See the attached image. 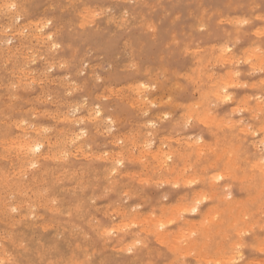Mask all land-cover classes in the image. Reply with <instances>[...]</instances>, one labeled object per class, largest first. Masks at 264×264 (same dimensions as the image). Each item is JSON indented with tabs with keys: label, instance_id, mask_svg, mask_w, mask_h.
I'll use <instances>...</instances> for the list:
<instances>
[{
	"label": "rangeland",
	"instance_id": "rangeland-1",
	"mask_svg": "<svg viewBox=\"0 0 264 264\" xmlns=\"http://www.w3.org/2000/svg\"><path fill=\"white\" fill-rule=\"evenodd\" d=\"M5 1L0 2V7L8 4L0 9V254L7 252L0 257L7 261L0 258V264L264 263V173L259 171L264 168V0ZM3 8L12 10L4 14ZM224 94L229 101L219 99ZM97 108L98 119L90 120L88 111ZM75 117L80 122L70 124ZM29 136L45 145L34 157L36 165L26 164L18 152ZM225 198L244 206L245 223L232 228L226 213L218 215L226 209ZM192 240L197 247L211 243L205 258L185 247ZM12 248L34 260L16 258Z\"/></svg>",
	"mask_w": 264,
	"mask_h": 264
},
{
	"label": "bare ground",
	"instance_id": "bare-ground-1",
	"mask_svg": "<svg viewBox=\"0 0 264 264\" xmlns=\"http://www.w3.org/2000/svg\"><path fill=\"white\" fill-rule=\"evenodd\" d=\"M4 1V0H3ZM7 1V0H6ZM5 1V2H6ZM11 1H13V0H11ZM16 1V0H15ZM68 1H70V0H68ZM75 1V0H74ZM0 2L2 3V0H0ZM9 2H10V0H9ZM67 2V1H66ZM117 2V1H116ZM122 2V1H121ZM130 2V1H129ZM13 4H14V2H12ZM17 2H15V4H16ZM130 4H131V2H130ZM2 5V4H1ZM6 5H8L7 3H4V5L3 6H6ZM3 6H1V7H3ZM15 6V5H14ZM69 6V5H68ZM74 6V5H73ZM1 7H0V9H1ZM9 7V6H8ZM13 7V6H12ZM18 6H17V4H16V6H15V8H16V10L18 9L17 8ZM22 7V6H21ZM90 7H92V6H90ZM94 7V6H93ZM253 7V6H252ZM5 8H7V7H5ZM5 8H3L4 10H5V12H4V14L9 10V14H10V11L12 10H10L9 8H8V10H6ZM67 8V7H66ZM14 9V8H13ZM83 9H85V8H83ZM92 9V8H91ZM113 9V8H112ZM250 9V8H249ZM64 11V10H63ZM71 11V10H70ZM0 12H2V11H0ZM86 12V11H85ZM84 12V13H85ZM91 12H92V10H91ZM94 12V11H93ZM92 12V13H93ZM17 13V12H16ZM21 13V12H20ZM20 13H18V15L20 14ZM78 13V12H77ZM110 13V12H109ZM112 13V12H111ZM123 13V12H122ZM125 13V12H124ZM3 14V15H4ZM8 14V15H9ZM12 14V13H11ZM105 14V13H104ZM130 14V13H129ZM7 15V16H8ZM13 15H14V12H13ZM84 15V14H83ZM83 15H81V16H83ZM112 15V14H111ZM6 16V15H5ZM80 16V17H81ZM90 16V15H89ZM89 16H87V18L86 19H88V17ZM119 16V15H118ZM117 16V17H118ZM176 16V15H175ZM10 17H12L11 15H10ZM19 18H20V16H18ZM110 17V16H109ZM109 17H107V18H109ZM112 17V16H111ZM121 17V16H120ZM13 18V17H12ZM16 18H17V16H16ZM85 18V17H84ZM90 18H92V17H90ZM21 19V18H20ZM41 19V18H40ZM176 19V18H175ZM226 19V18H225ZM258 19V18H257ZM263 19L264 18H262V21H263ZM10 20V19H9ZM14 19H12V21H13ZM50 20V19H49ZM122 20H124V19H122ZM15 21H16V19H15ZM51 21V20H50ZM240 21V20H239ZM17 22V21H16ZM28 22H30V21H28ZM38 22V21H37ZM45 22H47V21H45ZM127 22V21H126ZM246 22V21H245ZM33 23H36V22H33ZM48 23V22H47ZM87 23V22H86ZM88 23H91V22H88ZM201 23V22H200ZM222 23V22H221ZM247 23V22H246ZM85 24V23H84ZM206 24V23H205ZM248 24V23H247ZM3 25V24H2ZM40 25H42V23L40 24ZM202 25V24H201ZM4 26V25H3ZM11 26V25H10ZM42 26H45V25H42ZM127 26V25H126ZM17 27V26H16ZM27 27V26H26ZM25 27V28H26ZM30 27H31V25H30ZM35 27V26H34ZM10 28V27H9ZM20 28H22V27H20ZM198 28V27H197ZM205 28V27H204ZM2 29V28H1ZM30 29H32V28H30ZM36 29H40L38 26L36 27ZM121 29V28H120ZM200 29V28H199ZM6 30V29H5ZM11 30V29H10ZM22 30H23V28H22ZM22 30H20V32L22 31ZM26 30H29V29H27L26 28ZM33 30V29H32ZM32 30H30V33L32 32ZM44 30V29H43ZM11 31H13V30H11ZM19 31V30H18ZM35 31V30H34ZM32 32V33H34L35 34V32ZM200 31V30H199ZM4 32V31H3ZM7 32V31H6ZM10 32V31H9ZM23 32V31H22ZM21 32V33H22ZM25 32H27V31H25ZM21 33H19V34H21ZM29 33V34H30ZM58 33V32H57ZM7 34V33H6ZM14 34V33H13ZM257 34V33H256ZM3 35V34H2ZM16 35V33L14 34V35H12L13 36V38H14V36ZM18 35V34H17ZM16 35V36H17ZM23 35V34H22ZM25 35V34H24ZM32 35V34H31ZM5 36V35H4ZM15 36V37H16ZM19 36H21V35H19ZM35 36H39V35H33L32 37H34L36 40H37V38L35 37ZM45 36V35H44ZM52 36H53V34H52ZM28 37H29V35H28ZM42 37V36H41ZM51 37V36H50ZM1 38V37H0ZM6 38V37H5ZM12 38V39H13ZM23 38H25V37H23ZM34 38H32V39H34ZM39 38H40V36H39ZM38 38V39H39ZM9 39V38H8ZM16 39V38H15ZM27 39H29V38H27ZM42 39V38H41ZM41 39H40V41H41ZM48 39V36H47V38H46V40ZM255 40V39H254ZM253 40V41H254ZM6 41V40H5ZM10 41V40H9ZM1 42V41H0ZM23 42V41H22ZM36 42V41H35ZM47 42H49V41H47ZM41 43V42H40ZM44 43V42H43ZM50 43H52V42H50ZM251 43V42H250ZM48 44V43H47ZM220 44V43H219ZM235 44V43H234ZM2 45V44H1ZM0 45V48L2 47ZM34 45V44H33ZM45 45V44H44ZM51 45H53V43L52 44H50V46ZM196 45V44H195ZM232 45V44H231ZM230 45V46H231ZM41 46H42V43H41ZM47 46H49V45H47ZM7 47V46H6ZM16 47V46H15ZM39 47V46H38ZM55 47V46H54ZM226 47V46H225ZM3 48V47H2ZM1 48V50H3ZM52 48V47H51ZM217 48V47H216ZM219 48V47H218ZM253 48V47H252ZM255 48V47H254ZM31 49V48H30ZM32 49H34V48H32ZM38 49V48H37ZM46 49V48H45ZM126 49V48H125ZM153 49V48H152ZM211 49V48H210ZM8 50V49H7ZM6 50V51H7ZM11 50V49H10ZM14 51H15V49H13ZM24 50V49H23ZM39 50V49H38ZM20 51V50H19ZM43 51V50H42ZM46 51V50H45ZM187 52H188V50H186ZM223 51V50H222ZM225 51L226 50H224V53H225ZM232 51V50H231ZM244 51H246V50H244ZM1 53H3L4 51H0ZM20 52H22V51H20ZM34 52V51H33ZM36 52V51H35ZM257 52V51H256ZM259 52V51H258ZM6 53H8V52H6ZM16 53V52H15ZM14 53V54H15ZM31 53V52H30ZM87 53V52H86ZM219 53H222L221 55H223L224 53L223 52H219ZM13 54V53H12ZM18 54H20V53H18ZM33 54V53H32ZM36 54V53H35ZM41 54V53H40ZM209 54V53H208ZM227 54V53H226ZM258 54V53H257ZM17 55V54H16ZM21 55V54H20ZM34 55V54H33ZM218 55V54H217ZM216 55V56H217ZM225 55V54H224ZM12 56H14V55H12ZM35 56V55H34ZM40 56V55H39ZM258 56V55H257ZM2 57V56H1ZM4 57H6V56H4ZM20 57V56H19ZM18 56H17V58H19ZM195 57V56H194ZM228 57L230 58L231 56H229L228 55ZM251 57H253V56H251ZM11 58V57H10ZM9 58V60H11ZM13 58V57H12ZM35 58V57H34ZM191 58V57H190ZM197 58V57H196ZM15 59V58H14ZM19 59H21V57L19 58ZM43 59H45V58H43ZM118 59V58H117ZM195 59V58H194ZM225 60H228V58H224ZM262 59H263V56H262ZM4 60V59H3ZM59 60H61V59H59ZM203 60V59H202ZM195 61H196V59H195ZM230 61V60H229ZM238 61V60H237ZM20 62V61H19ZM18 62V63H19ZM30 62V61H29ZM45 62V61H44ZM47 62V61H46ZM208 62H209V59H208ZM225 62V61H224ZM262 62H264V61H262ZM13 63V62H12ZM24 63H26V62H24ZM43 63V62H42ZM51 63V62H50ZM54 63V62H53ZM66 63V62H65ZM65 63H64V65H65ZM132 63V62H131ZM23 64V63H22ZM133 64V63H132ZM229 64H230V62H229ZM243 64V63H242ZM6 65V64H5ZM16 65V64H15ZM28 65H29V63H28ZM47 65H48V62H47ZM56 65V64H55ZM63 65V64H62ZM67 65V64H66ZM131 65V64H130ZM130 65H128V66H130ZM210 65V64H209ZM33 66V65H32ZM59 66V65H58ZM92 66V65H91ZM109 66V65H108ZM135 66V65H134ZM3 67V66H2ZM15 67V66H14ZM26 67V66H25ZM48 67H49V65H48ZM57 67V66H56ZM27 68H28V66H27ZM98 68V67H97ZM128 68V67H127ZM191 68V67H190ZM230 68V67H229ZM11 69V68H10ZM96 69V68H95ZM134 69V68H133ZM210 69V68H209ZM6 70V69H5ZM23 70V69H22ZM80 70V69H79ZM108 70V69H107ZM127 70V69H126ZM207 70V69H206ZM14 71V70H13ZM94 71V70H93ZM208 71V70H207ZM210 71V70H209ZM6 72V71H5ZM37 72V71H36ZM42 72V71H41ZM44 72V71H43ZM192 72V71H191ZM199 72V71H198ZM211 72V71H210ZM215 72V71H214ZM230 72V71H229ZM8 73H12V72H8ZM17 73V72H16ZM31 73H33V71L31 72ZM39 73H40V71H39ZM162 73V72H161ZM202 73H203V70H202ZM225 73V72H224ZM228 73V72H227ZM245 73V72H244ZM7 74V73H6ZM28 74V73H27ZM41 74V73H40ZM43 74H45V73H43ZM160 74V73H159ZM192 74H193V72H192ZM204 74V73H203ZM213 74V73H212ZM47 75V74H46ZM48 75H49V73H48ZM47 75V76H48ZM78 75V74H77ZM160 75H162V74H160ZM231 75V74H230ZM11 76V75H10ZM34 76V75H33ZM47 76H45V78L47 77ZM96 77V76H95ZM104 77V76H103ZM160 77V76H159ZM210 77V76H209ZM230 77V76H229ZM15 78V77H14ZM20 78V77H19ZM162 78V77H161ZM28 79V78H27ZM54 79V78H53ZM56 79V78H55ZM148 79V78H147ZM184 79V78H183ZM186 79V78H185ZM189 79V78H188ZM12 80V79H11ZM11 80H9V81H11ZM29 80V79H28ZM41 80V79H40ZM153 80V79H152ZM157 80V79H156ZM164 80V79H163ZM166 80V79H165ZM219 80V79H218ZM17 81H19V79L17 80ZM32 81V80H31ZM33 81H35V80H33ZM37 81H38V79H37ZM55 81V80H54ZM62 81H64V80H62ZM204 81H205V79H204ZM204 81H201V82H204ZM222 81V80H221ZM12 82V81H11ZM66 82V81H65ZM161 82V81H160ZM227 82V81H226ZM33 83V82H32ZM58 83V82H57ZM64 83V82H63ZM67 83V82H66ZM111 83V82H110ZM141 83V82H140ZM187 83V82H186ZM244 83V82H243ZM262 83H263V81H262ZM1 84V83H0ZM8 84H10V82L8 83ZM52 84V83H51ZM59 84V83H58ZM139 84V83H138ZM204 84H205V82H204ZM230 84H232V82L230 83ZM234 85H235V83H233ZM240 84V83H239ZM264 84V83H263ZM14 85H15V83H14ZM23 85V84H22ZM63 85V84H62ZM66 85V84H65ZM103 85V84H102ZM179 85V84H178ZM199 85V84H198ZM208 85V84H207ZM5 86V85H4ZM10 85H8V87H9ZM12 86H13V84H12ZM19 86V85H18ZM30 86V85H29ZM45 86V85H44ZM47 86H49V85H47ZM56 86V85H55ZM130 86V85H129ZM145 86V85H144ZM176 86V85H175ZM227 86V85H226ZM230 86H232V85H230ZM237 86V85H236ZM23 87V86H22ZM27 87V86H26ZM46 87V86H45ZM57 87V86H56ZM62 87V86H61ZM71 87V86H70ZM82 87V86H81ZM228 87V86H227ZM27 88H29V87H27ZM31 88V87H30ZM52 88V87H51ZM74 88V87H73ZM140 88V87H139ZM151 88L152 87H150V90H151ZM175 88V87H174ZM221 88V87H220ZM234 88V87H233ZM12 89V88H11ZM31 89H33V88H31ZM43 89V88H42ZM49 89V88H48ZM65 89V88H64ZM69 89V88H68ZM105 89H107V88H105ZM111 89V88H110ZM127 89V88H126ZM131 89V88H130ZM136 89H138L137 87H136ZM176 89V88H175ZM207 89H209V88H207ZM216 89V90H215ZM121 90V89H120ZM119 90V91H120ZM125 90V89H124ZM214 90L217 92V87H215L214 88ZM42 91V90H41ZM46 91H47V89H46ZM79 91V90H78ZM117 91V90H116ZM122 91V90H121ZM136 91V90H135ZM145 91V90H144ZM152 91H154V90H152ZM212 91V90H211ZM136 92H138V91H136ZM160 92H161V90H160ZM193 92V91H192ZM202 92V91H201ZM200 92V93H201ZM23 93V92H22ZM45 93V92H44ZM49 93V92H48ZM100 93V92H99ZM122 93V92H121ZM211 93V92H210ZM218 93H219V95H220V92L218 91ZM218 93H215V94H218ZM54 94V93H53ZM58 94V93H57ZM115 94V93H114ZM143 94V93H142ZM214 94V96L216 97V95ZM13 95V94H12ZM70 95V94H69ZM117 95V94H116ZM138 95V94H137ZM140 95V94H139ZM199 95V94H198ZM207 95V94H206ZM71 96V95H70ZM259 96V95H258ZM12 97H14V96H12ZM40 97V96H39ZM138 97V96H137ZM142 97V96H141ZM161 97V96H160ZM198 97V96H197ZM210 97V96H209ZM208 97V98H209ZM219 97V96H218ZM230 97V96H229ZM14 98H16V97H14ZM38 98V97H37ZM95 98V97H94ZM105 98V97H104ZM108 98V97H107ZM139 98V97H138ZM147 98V97H146ZM206 98V97H205ZM214 98V97H213ZM50 99V98H49ZM52 99V98H51ZM61 99V98H60ZM140 99V98H139ZM144 99V98H143ZM159 99V98H158ZM200 99V98H199ZM211 99V98H210ZM219 99H223V101H225L226 102V99L229 101V99H228V95H222V97H219ZM235 99V98H234ZM12 100V99H11ZM38 100V99H37ZM135 100H137L136 98H135ZM166 100V99H165ZM164 100V101H165ZM171 100V99H170ZM51 101V100H50ZM62 101V100H61ZM82 101V100H81ZM141 101V100H140ZM153 101V100H152ZM161 101V100H160ZM169 101V100H168ZM67 102V101H66ZM75 102V101H74ZM136 102V101H135ZM142 102H144V101H142ZM150 102V101H149ZM201 102V101H200ZM218 102V101H217ZM52 103V102H51ZM72 103V102H71ZM79 103V102H78ZM86 103V102H85ZM133 103V102H132ZM140 103V102H139ZM162 103V102H161ZM170 103V102H169ZM195 103V102H194ZM10 104V103H9ZM61 104V103H60ZM59 104V105H60ZM149 104V103H148ZM165 104H166V102H165ZM179 104V103H178ZM188 104V103H187ZM203 104H205V103H203ZM52 105V104H51ZM65 105H66V103H65ZM74 105L75 104H73V106L72 107H74ZM136 105V104H135ZM137 105H138V101H137ZM141 105H142V103H141ZM168 105V104H167ZM181 105V104H180ZM183 105V104H182ZM185 105V104H184ZM216 105V104H215ZM219 105V104H218ZM263 105V104H262ZM8 106V105H7ZM38 106V105H37ZM61 106H62V104H61ZM71 106V105H70ZM178 106V105H177ZM186 106V105H185ZM191 106V105H190ZM198 106V105H197ZM204 106V105H203ZM206 106V105H205ZM69 107V106H68ZM72 107H70L71 109H72ZM92 107V106H91ZM96 107V106H95ZM133 107V106H132ZM193 107V106H192ZM195 107V106H194ZM233 107V106H232ZM262 107V106H261ZM75 108H76V106H75ZM75 108H74V112H76L75 111ZM79 108V107H78ZM90 108V107H89ZM93 108V107H92ZM140 108V107H139ZM205 108V107H204ZM213 108H214V106H213ZM212 108V109H213ZM236 108V107H235ZM234 108V109H235ZM243 108H244V106H243ZM57 109V108H56ZM91 109V108H90ZM95 109V108H94ZM100 109V108H99ZM98 108H97V110H95V111H93L92 113L90 112V111H88V117H89V119L90 120H96V119H98L97 117L100 115V110H99ZM174 109H176V108H174ZM194 109V108H193ZM199 109H200V107H199ZM203 109V108H202ZM210 109V108H209ZM1 110V109H0ZM69 110V109H68ZM67 110V111H68ZM89 110V109H88ZM141 110V109H140ZM143 110V109H142ZM181 110V109H180ZM189 110V109H188ZM44 111V110H43ZM43 111H41V113L43 112ZM168 111V110H167ZM174 111V110H173ZM201 111V110H200ZM210 111H213V110H211L210 109ZM240 111V110H239ZM246 111V110H245ZM46 112V111H45ZM71 112H72V110H71ZM168 112H170V111H168ZM198 112V111H197ZM231 112V111H230ZM46 113H48V112H46ZM54 112H52V114H53ZM62 113V112H61ZM78 113V112H77ZM142 113V112H141ZM144 113V112H143ZM145 113H146V111H145ZM167 113V112H166ZM205 113V112H204ZM238 113V112H237ZM1 114V113H0ZM55 114V113H54ZM66 114V113H65ZM73 114H75V113H73ZM72 114V115H73ZM240 114V113H239ZM259 114V113H258ZM41 115V114H40ZM56 115V114H55ZM60 115V114H59ZM69 115V114H68ZM147 115V114H146ZM205 115V114H204ZM208 115H210V114H208ZM225 115V114H224ZM232 115V114H231ZM246 115V114H245ZM253 115V114H252ZM6 116V115H5ZM52 116V115H51ZM7 117H9L8 115H7ZM33 117H35V116H33ZM200 117V116H199ZM211 117V116H210ZM44 118V117H43ZM48 118H50V117H48ZM47 118V119H48ZM52 118V117H51ZM76 118V117H75ZM168 118V117H167ZM190 118V117H189ZM6 119H9V118H6ZM62 119V118H61ZM72 119V118H71ZM158 119H160V118H158ZM205 119V118H204ZM204 119H201V120H204ZM230 119V118H229ZM255 119H256V117H255ZM24 120V119H23ZM32 120V119H31ZM65 120V119H64ZM87 120V119H86ZM193 120V119H192ZM198 120V119H197ZM256 120H258V119H256ZM13 121V120H12ZM123 121H124V119H123ZM195 121H196V119H195ZM200 121V120H199ZM204 121H209V120H204ZM241 121V120H240ZM16 122V121H15ZM21 122H22V120H21ZM80 122V119L78 120V118H76L75 120L73 119V120H71L69 123L70 124H72V125H76V124H78ZM94 122V121H93ZM121 122V121H120ZM119 122V123H120ZM157 122H160V121H157ZM162 122V121H161ZM198 122V121H197ZM203 122V121H202ZM221 123H222V121H220ZM134 123V122H133ZM138 122H136V124H137ZM227 123V122H226ZM233 123V122H232ZM239 123V122H238ZM20 124V123H19ZM28 124H31V123H28ZM111 124H113V123H111ZM153 124V123H152ZM174 124V123H173ZM222 124H224V123H222ZM228 124V123H227ZM253 124V123H252ZM18 125V124H17ZM106 125V124H105ZM146 125V124H145ZM231 125V124H230ZM25 126H26V124H25ZM39 126V125H38ZM140 126V125H139ZM155 126V125H154ZM245 126V125H244ZM7 127V126H6ZM5 127V128H6ZM45 127V126H44ZM107 127V126H106ZM131 127V126H130ZM145 127V126H144ZM143 127V128H144ZM148 127V126H147ZM150 127V126H149ZM189 127V126H188ZM226 127V126H225ZM8 128V127H7ZM10 128V127H9ZM20 128V127H19ZM23 128V127H22ZM41 128H42V125H41ZM51 128V127H50ZM104 128V127H103ZM110 128V127H109ZM114 128V127H113ZM138 128V127H137ZM141 128V127H140ZM139 128V129H140ZM16 129V128H15ZM26 129V128H25ZM38 129V128H37ZM49 129V128H48ZM135 129V128H134ZM133 129V130H134ZM145 129V128H144ZM148 129V128H147ZM150 129V128H149ZM185 129V128H184ZM183 129V130H184ZM207 129V128H206ZM241 129H244V128H241ZM240 129V130H241ZM248 129V128H247ZM1 130V129H0ZM45 130H47V129H45ZM62 130V129H61ZM108 130V129H107ZM128 130H129V128H128ZM132 130V129H131ZM239 130V131H240ZM244 130H246V129H244ZM1 131H3V130H1ZM8 131V130H7ZM34 131H35V129H34ZM49 131V130H48ZM58 130H56V132H57ZM65 131V130H64ZM79 131V130H78ZM81 132H80V134L82 133L83 135H85L84 133H85V130H80ZM104 131V130H103ZM148 131V130H147ZM166 131V130H165ZM207 131V130H206ZM210 131V130H209ZM228 131V130H227ZM230 131V130H229ZM236 131V130H235ZM44 132V131H43ZM94 132V131H93ZM106 132V131H105ZM107 132H109V131H107ZM129 132V131H128ZM131 132V131H130ZM129 132V133H130ZM136 132V131H135ZM154 132V131H153ZM211 132V131H210ZM222 132V131H221ZM31 133V132H30ZM42 133V132H41ZM133 133H134V131H133ZM148 133V132H147ZM223 133V132H222ZM254 133V132H253ZM257 133V132H256ZM7 134V133H6ZM25 134V133H24ZM32 134H33V132H32ZM38 134V133H37ZM79 134V133H78ZM80 134H79V137H80ZM81 134V135H82ZM123 134V133H122ZM127 134V133H126ZM131 134V133H130ZM129 134V135H130ZM138 134V133H137ZM153 134V133H152ZM176 134V133H175ZM221 134V133H220ZM229 134V133H228ZM11 135V134H10ZM34 135H36V133H34ZM65 135V134H64ZM73 135H75V134H73ZM96 135V134H95ZM105 135V134H104ZM103 135V136H104ZM116 135V134H115ZM149 135V134H148ZM147 135V136H148ZM209 135V134H208ZM239 135H241V134H239ZM254 135V134H253ZM259 135H261V134H259ZM98 136V135H97ZM112 136V135H111ZM132 136H133V134H132ZM191 136H193V135H191ZM256 136V135H255ZM24 137V136H23ZM34 136H29V137H25V139L23 140V141H21V144L19 145L20 146V148H18L19 149V154H20V157L22 158V160L23 161H27L26 162V164L28 163L29 164V162H33L34 161V163H31V164H35V163H37V161H36V159L34 158V157H36V156H41L42 155V153H43V151H44V148H45V145H44V143L43 142H41V141H39V140H37L35 137L33 138ZM78 137V136H77ZM149 137V136H148ZM157 136H155V138H156ZM1 138H2V136H1ZM4 138V137H3ZM40 138V137H39ZM49 138V137H48ZM66 138V137H65ZM68 138V137H67ZM66 138V139H67ZM70 138V137H69ZM72 138V137H71ZM117 138V137H116ZM126 138V137H125ZM128 138V137H127ZM163 138V137H162ZM172 138V137H171ZM190 138V137H189ZM192 138V137H191ZM196 138V137H195ZM230 138V137H229ZM229 138H228V140H229ZM250 138V137H249ZM262 138H264L263 137V135H262ZM44 139V138H43ZM47 139V138H46ZM123 139V138H122ZM170 139V138H169ZM197 139V138H196ZM2 140V139H1ZM10 140V139H9ZM13 140V139H12ZM60 140V139H59ZM76 140H77V138H76ZM81 140V139H80ZM119 140V139H118ZM137 140V139H136ZM161 140V139H160ZM178 140V139H177ZM198 140H199V136H198ZM247 140V139H246ZM250 140V139H249ZM255 140V139H254ZM20 141V140H19ZM43 141V140H42ZM68 142V141H67ZM117 142V141H116ZM133 142V141H132ZM168 142V141H167ZM222 142V141H221ZM60 143V142H59ZM69 143V142H68ZM108 143V142H107ZM115 143V142H114ZM113 143V144H114ZM144 143V142H143ZM148 143H149V141H148ZM147 143V144H148ZM175 143V142H174ZM240 143V142H239ZM247 143V142H246ZM74 144V143H73ZM112 143H111V145H113ZM132 144V143H131ZM151 144V143H150ZM215 144V143H214ZM6 145V144H5ZM8 145V144H7ZM18 145V144H17ZM48 145V144H47ZM170 145V144H169ZM233 145V144H232ZM255 145V144H254ZM70 146V145H69ZM122 146V145H121ZM230 146H231V143H230ZM262 146V145H261ZM117 147V146H116ZM151 148H152V146H150ZM179 147V146H178ZM257 147V146H256ZM260 147V146H259ZM10 148H12V146H10ZM87 149H88V147H86ZM118 148V147H117ZM199 148V147H198ZM231 148V147H230ZM239 148V147H238ZM252 148V147H251ZM264 148V147H263ZM17 149V148H16ZM15 149V150H16ZM17 149V150H18ZM63 149V148H62ZM81 149V148H80ZM148 149V148H147ZM157 149V148H156ZM165 149H166V147H165ZM68 150V149H67ZM70 150V149H69ZM83 150V149H82ZM141 150V149H140ZM176 150V149H175ZM80 151V150H79ZM133 151V150H132ZM160 151V150H159ZM199 151V150H198ZM231 151H232V149H231ZM237 151V150H236ZM244 151V150H243ZM248 151V150H247ZM105 153H106V151H104ZM113 152V151H112ZM156 152H157V150H156ZM161 152V151H160ZM202 152V151H201ZM245 152V151H244ZM104 153V154H105ZM114 153V152H113ZM119 153V152H118ZM180 153V152H179ZM233 153L235 154V152L233 151ZM242 153V152H241ZM17 154V153H16ZM55 154V153H54ZM62 154V153H61ZM64 154V153H63ZM68 154V153H67ZM90 154H91V152H90ZM107 154V153H106ZM117 154V153H116ZM166 154V153H165ZM198 154V153H197ZM65 155H66V153H65ZM151 155V154H150ZM163 155H164V152H163ZM170 155V154H169ZM230 155V154H229ZM123 156V155H122ZM154 156V155H153ZM16 157V156H15ZM48 157V156H47ZM56 157V156H55ZM85 157V156H84ZM164 157H166V156H164ZM106 158V157H105ZM115 158V157H114ZM132 158H134V157H132ZM250 158V157H249ZM252 158V157H251ZM264 157H262V159H263ZM76 159V158H75ZM227 159H228V157H227ZM239 159V158H238ZM56 160V159H55ZM103 160V159H102ZM166 160V159H165ZM170 160V159H169ZM229 160V159H228ZM240 160V159H239ZM17 161V160H16ZM36 161V162H35ZM122 161V160H121ZM209 161V160H208ZM54 162V161H53ZM105 162V161H104ZM116 162V161H115ZM114 162V163H115ZM261 161L259 160V163H260ZM165 163V162H164ZM187 163V162H186ZM253 163V162H252ZM25 164V165H26ZM256 163H255V161H254V165H255ZM36 165V164H35ZM38 165V164H37ZM120 165V164H119ZM172 165V164H171ZM241 165V164H240ZM251 165V164H250ZM24 166V165H23ZM31 166V165H30ZM116 166V165H115ZM167 166V165H166ZM246 166V165H245ZM120 167H121V165H120ZM258 167H260V165H258ZM186 168V167H185ZM235 168H236V166H235ZM239 168V167H238ZM262 168H263V166H262ZM10 169V168H9ZM138 169V168H137ZM161 169V168H160ZM164 169V168H163ZM184 169V168H183ZM261 169V168H260ZM29 170V169H28ZM63 170V169H62ZM162 170V169H161ZM185 170V169H184ZM190 170V169H189ZM248 170H250V169H248ZM259 170V169H258ZM263 170H264V168H263ZM263 170H259V171H261V172H263L264 173V171ZM12 171V170H11ZM64 171H65V169H64ZM113 171V170H112ZM120 171H121V169H120ZM258 171V172H259ZM123 172V171H122ZM197 172V171H196ZM200 172V171H199ZM110 173V172H109ZM167 173V172H166ZM228 173V172H227ZM10 174V173H9ZM36 174V173H35ZM122 174V173H121ZM120 174V175H121ZM168 174H170V173H168ZM187 174V173H186ZM208 174H209V172H208ZM225 174V173H224ZM256 174V173H255ZM2 175H3V173H2ZM7 175V174H6ZM124 175H126V174H124ZM131 175V174H130ZM172 175V174H171ZM212 175H214V173L212 174ZM229 175V174H228ZM9 176V175H8ZM136 176V175H135ZM215 176V175H214ZM214 176H213V178H214ZM227 176V175H226ZM36 177H37V174H36ZM36 177L34 176L33 178H35L36 179ZM123 177V176H122ZM167 177V176H166ZM173 177V176H172ZM212 177V176H211ZM210 177V179H211V182H214V181H212V178ZM140 178V177H139ZM159 178V177H158ZM165 178V177H164ZM182 178V177H181ZM220 178V177H219ZM238 178V177H237ZM9 179V178H8ZM35 179H33L32 180V183H34L35 182ZM93 179V178H92ZM160 180H161V178H159ZM167 179V178H166ZM166 179H164V180H166ZM172 179V178H171ZM227 179V178H226ZM225 179V180H226ZM250 179V178H249ZM259 179V178H258ZM7 180V179H6ZM168 180V179H167ZM183 180V179H182ZM192 180V179H191ZM112 181V180H111ZM140 181H142V180H140ZM145 181V180H144ZM147 181V180H146ZM158 181V180H157ZM183 181H185V179L183 180ZM216 181H217V179H216ZM240 181V180H239ZM254 181V180H253ZM15 182V181H14ZM148 182V181H147ZM154 182V181H153ZM161 182V181H160ZM174 182H176V179H175V181ZM4 183V182H3ZM18 183H19V181H18ZM28 183V182H27ZM31 183V184H32ZM110 183V182H109ZM121 183V182H120ZM124 183V182H123ZM245 183V182H244ZM249 183V182H248ZM254 183V182H253ZM5 184V183H4ZM151 184V183H150ZM163 184V183H162ZM169 184H171V183H169ZM192 183H190V185H191ZM17 184H14L13 186H14V188L16 187V189H18V187H20V186H16ZM35 185H36V183H35ZM147 185V184H146ZM172 185H174V184H172ZM185 185V184H184ZM194 185V184H193ZM76 186V185H75ZM154 186V185H153ZM256 186V185H255ZM3 187V186H2ZM11 187V186H10ZM29 187V186H28ZM28 187H27V189H28ZM190 187V186H189ZM245 187V186H244ZM264 187V186H263ZM7 188H8V186H7ZM23 188V187H22ZM80 188V187H79ZM171 188H173V187H171ZM204 188V187H203ZM246 188V187H245ZM261 188V187H260ZM30 189V188H29ZM209 189V188H208ZM13 191H14V189H12ZM109 191V190H108ZM142 191V190H141ZM18 192H19V190H18ZM120 192H122V191H120ZM17 193V192H16ZM33 193V192H32ZM31 193V194H32ZM125 193V192H124ZM123 193V194H124ZM164 193V192H163ZM201 193V192H200ZM206 193V192H205ZM259 193V192H258ZM257 193V194H258ZM34 194V193H33ZM119 194V193H118ZM191 194V193H190ZM229 194V193H228ZM262 194H263V192H262ZM18 196H19V194H17ZM200 195H204V194H200ZM11 196V195H10ZM35 196V195H34ZM133 196V195H132ZM138 196V195H137ZM198 196V195H197ZM225 196V195H224ZM227 196V195H226ZM259 196H260V194H259ZM21 197V196H20ZM119 197H121V196H119ZM138 197H140V196H138ZM163 197V196H162ZM203 197H205V196H203ZM228 197V196H227ZM37 198V197H36ZM147 198V197H146ZM198 198H199V196H198ZM99 199H100V197H99ZM142 199V198H141ZM163 199V198H162ZM201 199V196H200V198H199V200ZM205 199V198H204ZM227 198H225V200H224V202H225V207H226V209H224L223 211H219L220 213H218V215L220 214H222V215H224L225 213L228 215H226L228 218H231L232 219V223H231V225H232V228H235L237 225H239V223H245V220H244V217H246V216H248L247 214H248V212H243L244 210H243V208L242 207H244L243 205H240V204H238V203H236L235 204V201L234 202H232V201H227L226 200ZM235 199V198H234ZM254 199V198H253ZM260 199V198H259ZM54 200H55V198H54ZM161 200V199H160ZM256 200H257V195H256ZM13 201V200H12ZM38 201V200H37ZM57 201V200H56ZM173 201V200H172ZM171 201V202H172ZM197 202H198V200H196ZM195 201V202H196ZM2 202V201H1ZM27 202H28V200H27ZM139 202V201H138ZM137 202V203H138ZM196 202V203H197ZM206 202V201H205ZM17 203H18V201H17ZM48 203V202H47ZM196 203H195V205H196ZM19 204V203H18ZM38 204V203H37ZM45 204V203H44ZM108 204V203H107ZM135 204V203H134ZM218 204H219V202H218ZM12 205V204H11ZM17 205V204H16ZM15 205V206H16ZM21 205V204H20ZM19 205V206H20ZM29 205H31L30 203H29ZM39 205V204H38ZM124 205H125V203H124ZM181 205V204H180ZM250 205V204H249ZM260 205V204H259ZM18 206V205H17ZM17 206H16V208H17ZM32 206V205H31ZM34 206V205H33ZM159 206V205H158ZM9 207H11V206H9ZM21 207V206H20ZM134 207V206H133ZM138 207V206H137ZM15 208V207H14ZM19 208V207H18ZM22 208V207H21ZM20 208V209H21ZM26 208V207H25ZM24 208V209H25ZM35 208V207H34ZM33 208V209H34ZM139 208V207H138ZM172 208V207H171ZM176 208V207H175ZM175 208H172V209H175ZM184 208H186V207H184ZM187 208H190V207H187ZM186 208V209H187ZM191 208H193V207H191ZM190 208V209H191ZM9 209V208H8ZM29 209V208H28ZM43 209V208H42ZM122 209V208H121ZM154 209V208H153ZM171 209V210H172ZM183 209V208H182ZM131 210V209H130ZM176 210V209H175ZM235 210L237 211L236 212V214H235ZM10 211V210H9ZM20 211V210H19ZM116 211V210H115ZM189 211V210H188ZM187 210H186V214H187V212H188ZM191 211H193V210H191ZM6 212H8V211H6ZM31 212V211H30ZM200 212V211H199ZM208 212H210V211H208ZM1 213V212H0ZM9 213V212H8ZM57 213V212H56ZM216 213V212H215ZM189 214V213H188ZM193 214V213H192ZM12 215H13V213H12ZM31 215V214H30ZM62 215V214H61ZM151 215H153V214H151ZM164 215V214H163ZM184 215V214H183ZM214 213H213V215H211L212 217H214ZM4 216H5V214H4ZM14 216V215H13ZM68 216V215H67ZM171 217H172V215H170ZM207 216H208V214H207ZM217 216V215H216ZM262 216V215H261ZM212 217H208V219L209 218H212ZM6 218H8V216L6 215ZM11 218V217H10ZM22 218V217H21ZM30 218V217H29ZM169 218V217H168ZM176 218V217H175ZM178 218V217H177ZM3 219V218H2ZM5 219V218H4ZM39 219V218H38ZM99 219V218H98ZM167 218H165V220H166ZM179 219V218H178ZM177 219V220H178ZM1 220V219H0ZM165 220H164V222H165ZM228 220V219H227ZM2 221H4V220H2ZM136 221V220H135ZM145 221V220H144ZM156 221H157V218H156ZM168 221V220H167ZM189 221V220H188ZM210 221H212V222H215L216 220L215 219H211ZM127 222V221H126ZM138 222V221H137ZM174 222H175V220H174ZM193 222H195V221H193ZM193 222L191 221V223H192V225H193ZM205 222H207V221H205ZM205 222H202L201 223V225L200 224H198V225H200L201 227H202V225L204 226V224H206ZM3 223V222H2ZM7 223V222H6ZM42 223V222H41ZM155 223V222H154ZM221 223V222H220ZM50 224V223H49ZM120 224L122 225L123 224V222L121 223L120 222ZM156 224V223H155ZM218 224V223H217ZM216 224V225H217ZM241 225V224H240ZM46 226V225H45ZM119 226V225H118ZM194 226V225H193ZM224 226V225H223ZM222 226V227H223ZM116 227V226H115ZM12 228V227H11ZM30 228V227H29ZM75 228V227H74ZM121 228V227H120ZM158 228V227H157ZM194 228V227H193ZM207 228V227H206ZM241 228V227H240ZM260 228H262V227H260ZM47 229V228H46ZM115 229V228H114ZM117 229V228H116ZM218 229V228H217ZM238 229V228H237ZM112 230V228L110 229V231ZM122 230V229H121ZM140 230V229H139ZM146 230V229H145ZM180 230V229H179ZM178 230V231H179ZM187 230V229H186ZM186 230L184 231V232H186ZM234 230V229H233ZM250 230H252V229H250ZM1 231V230H0ZM91 231V230H90ZM117 231V230H116ZM124 231H125V229H124ZM156 231H158V229H156ZM183 231V230H182ZM190 231V229L187 231V232H189ZM238 231V230H237ZM7 231H5V233H6ZM81 232V231H80ZM141 232V231H140ZM142 232L144 233V231L142 230ZM179 232H181V231H179ZM206 232H207V230H206ZM222 232V231H221ZM244 232H246V231H244ZM42 233H44V232H42ZM41 233V234H42ZM46 233V232H45ZM44 233V234H45ZM48 233V232H47ZM162 235H164L165 233L164 232H160ZM164 233V234H163ZM205 233V232H204ZM218 233V231H216V234ZM223 233V232H222ZM242 233V232H241ZM43 234V235H44ZM56 234V233H55ZM181 234V233H180ZM180 234H179V236H180ZM182 234H183V232H182ZM182 234H181V236H182ZM186 235H187V233H185ZM185 234H184V237L183 238H185ZM192 234V233H191ZM210 235H211V237L213 236V232L211 233H209ZM145 235V234H144ZM190 235V234H189ZM224 235L226 236V234L224 233ZM237 235H238V233H237ZM242 235V234H241ZM245 235V234H244ZM5 236V235H4ZM8 236V235H7ZM10 236V235H9ZM42 236V235H41ZM140 236V235H139ZM166 236V235H165ZM191 236V235H190ZM216 236V235H215ZM225 236H224V238H225ZM243 236V235H242ZM45 237V236H44ZM161 237V239H162V236H160ZM219 237V236H218ZM221 237V236H220ZM239 237V236H238ZM9 238V237H8ZM11 239H12V237H10ZM158 238V237H157ZM156 238V239H157ZM190 238V237H189ZM201 238V237H200ZM213 238V237H212ZM222 238V237H221ZM257 238V237H256ZM4 239V238H3ZM10 239V240H11ZM47 239V241H48V238H46ZM155 239V240H156ZM172 239V238H171ZM207 239V238H206ZM214 239V238H213ZM220 239V238H219ZM227 239V238H226ZM225 239V240H226ZM238 239V238H237ZM52 240V239H51ZM50 240V241H51ZM81 240V239H80ZM153 240H154V238H153ZM163 240H165V237H164V239ZM173 240V242L175 241L174 239H172ZM194 240V239H193ZM192 240V241H193ZM212 240V239H211ZM221 240V239H220ZM238 240H240V238L238 239ZM12 241V240H11ZM11 241H9V242H11ZM157 241V240H156ZM160 241V240H159ZM166 241V240H165ZM179 241V240H178ZM195 241V240H194ZM193 241V242H194ZM221 241H223V240H221ZM21 242V241H20ZM36 242V241H35ZM176 242V241H175ZM205 242V241H204ZM256 242V241H255ZM1 243V242H0ZM29 242H27V244H28ZM39 242H37L36 244H34L33 245V248L31 247L32 246V244L30 243V247L32 248V250H33V252L35 251V249H34V247H36V245L38 244ZM134 243V242H133ZM133 243H130L131 245H133ZM201 243V242H200ZM2 244V243H1ZM3 244H6V246H7V244L8 243H3ZM135 244H137V243H135ZM139 244V243H138ZM161 244V243H160ZM184 244V243H183ZM197 243L196 242H194V243H191V245L188 243V244H186L185 245V247L187 246V245H189V249H190V252H194V251H197L198 253L197 254H199V256H201V258H203L206 254H207V252L210 250L209 249V246H210V244L211 243H209V245H207V244H203V243H201L202 245L199 247H197V245H196ZM213 244V243H212ZM240 244V243H239ZM25 245V244H24ZM39 245V244H38ZM162 245V244H161ZM175 245V244H174ZM180 245V244H179ZM230 245H236V244H230ZM13 246V245H12ZM12 246H10L9 245V247H12ZM18 246H21V245H18ZM18 246H17V248H18ZM23 246V245H22ZM42 246V245H41ZM142 246V245H141ZM215 246V245H214ZM236 246H239V245H236ZM40 247V246H39ZM175 247V246H174ZM173 247V248H174ZM180 247H182V246H180ZM242 247H243V245H242ZM241 247V248H242ZM249 247V246H248ZM5 248H7V247H5ZM4 248V249H5ZM14 248H15V246H14ZM14 248H12V249H14ZM26 248V247H25ZM42 248V247H41ZM169 248V247H168ZM235 248V247H234ZM260 248V247H259ZM264 248V247H263ZM10 249V248H9ZM8 249V253H9V250ZM36 249H37V247H36ZM118 249V248H117ZM182 249V248H181ZM212 249H213V246H212ZM237 249V248H236ZM252 249V248H251ZM15 250V249H14ZM20 250V249H19ZM19 250H18V252H16V250H15V255L16 254H18V253H20L19 252ZM24 250V249H23ZM39 249H37V251H38ZM45 250V249H44ZM57 250V252H58V249H56ZM62 250V249H61ZM61 250H59V252L58 253H60V251ZM120 250V249H119ZM170 250V249H169ZM176 250V249H175ZM264 250V249H263ZM6 251V249L2 252L1 251V254L4 256L5 255V252ZM13 251V250H12ZM28 251H30V250H28ZM36 251V252H37ZM118 251V250H117ZM177 251V250H176ZM180 251V250H179ZM189 251V250H188ZM240 251V250H239ZM238 251V252H239ZM7 252V251H6ZM14 252V251H13ZM24 252H25V250H24ZM32 252V253H33ZM35 252V253H36ZM47 252V254L49 253L48 251H44V253H46ZM57 252H55V255H56V253ZM68 253H69V251H67ZM187 252V251H186ZM192 252V253H193ZM260 252V251H259ZM4 253V254H3ZM7 253V254H8ZM27 253V252H26ZM30 253V252H29ZM35 253H33V255H36V254H38V252L35 254ZM61 253H62V251H61ZM60 253V254H61ZM96 253V252H95ZM133 253V252H132ZM196 253V252H195ZM209 253V252H208ZM234 251H233V255H234ZM0 254V255H1ZM31 254V253H30ZM60 254H59V256H60ZM148 254V253H147ZM186 254V253H185ZM185 254H183V255H185ZM239 253H237V255H238ZM1 255V256H2ZM12 255V254H11ZM20 255H21V253H20ZM52 256H54L53 254H51ZM62 255V254H61ZM72 255V254H71ZM180 255V254H179ZM193 255V254H192ZM209 255V254H208ZM10 256V255H9ZM24 256V255H23ZM23 256H19V254L18 255H16V258H22ZM30 256V255H29ZM29 256H27V257H25L26 259L28 258V259H31V258H33V257H29ZM31 256H32V254H31ZM49 256V254L46 256V257H48ZM56 256H58V255H56ZM58 256V257H59ZM75 256V255H74ZM188 256H190V255H188ZM203 256V257H202ZM231 256V255H230ZM238 256H240V255H238ZM8 257V256H7ZM38 257V256H37ZM39 257H41V255L39 256ZM43 257H45L44 255H43ZM51 257V256H50ZM66 257V256H65ZM183 257V256H182ZM233 256H231V258H232ZM1 258V261L3 262V260L4 261H7L5 258L2 260V257H0ZM12 258H13V256H12ZM74 258V257H73ZM191 258V257H190ZM205 258V257H204ZM14 259V258H13ZM12 259V261L13 262H15L14 260ZM43 259V258H42ZM182 259V258H181ZM184 259V258H183ZM182 259V260H183ZM195 259H197V258H195ZM208 259V258H207ZM233 259V258H232ZM241 259V258H240ZM19 259H17V261H18ZM22 260V259H21ZM34 260V258L32 259V261ZM39 261L41 260V259H38ZM45 259H43V261H44ZM129 260V259H128ZM138 260V259H137ZM211 260V259H210ZM214 260V259H213ZM213 260H211V261H213ZM227 260V259H226ZM231 259H229V261H230ZM234 260V259H233ZM16 261V262H17ZM24 261H26V260H24ZM36 261V260H35ZM38 261V262H39ZM59 261V260H58ZM74 261V260H73ZM73 261H72V263H73ZM205 261V260H204ZM210 261V262H211ZM41 262V261H40ZM46 262V260L44 261V263ZM49 262V261H48ZM77 262V261H76ZM183 262V261H182ZM209 262V263H210ZM216 262H218V260L216 261ZM215 262V263H216ZM222 262H224V261H222ZM260 262V261H259ZM21 263V262H20ZM19 262H17V264H20ZM26 264H27V261L25 262ZM43 263V262H42ZM50 263V262H49ZM181 263V262H180ZM214 263V264H215ZM252 263V262H251ZM263 263V262H262ZM261 263V264H262ZM37 264V263H36ZM39 264V263H38ZM53 264H55V263H53ZM74 264H77V263H74ZM83 264V263H82ZM85 264V263H84ZM176 264V263H175ZM213 264V263H212ZM221 264H223V263H221ZM225 264V263H224ZM231 264H232V262H231ZM253 264V263H252ZM257 264V263H256ZM259 264V263H258ZM264 264V263H263Z\"/></svg>",
	"mask_w": 264,
	"mask_h": 264
},
{
	"label": "snow or ice",
	"instance_id": "snow-or-ice-1",
	"mask_svg": "<svg viewBox=\"0 0 264 264\" xmlns=\"http://www.w3.org/2000/svg\"><path fill=\"white\" fill-rule=\"evenodd\" d=\"M13 7H14V6H13ZM218 179H219V178H218ZM192 210H193V211H195L196 209H195V208H193Z\"/></svg>",
	"mask_w": 264,
	"mask_h": 264
}]
</instances>
